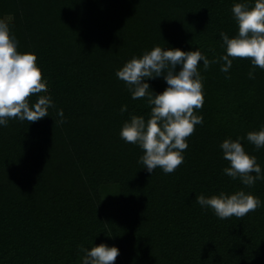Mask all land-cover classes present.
Wrapping results in <instances>:
<instances>
[{"label": "trees", "instance_id": "trees-1", "mask_svg": "<svg viewBox=\"0 0 264 264\" xmlns=\"http://www.w3.org/2000/svg\"><path fill=\"white\" fill-rule=\"evenodd\" d=\"M237 2L0 0V17L12 19L18 50L35 52L55 104L38 121L0 126V264H80V246L101 242L119 247L114 264H264V206L220 219L195 198L245 187L223 171L225 138L243 137L264 168V148L246 139L264 125V69L253 79L248 58H232L227 74L223 61L199 63L203 123L172 173L142 168L143 150L119 134L151 106L132 99L117 70L155 45L218 58L221 32H238ZM148 82L166 87L162 77ZM246 190L264 201V180Z\"/></svg>", "mask_w": 264, "mask_h": 264}, {"label": "clouds", "instance_id": "clouds-1", "mask_svg": "<svg viewBox=\"0 0 264 264\" xmlns=\"http://www.w3.org/2000/svg\"><path fill=\"white\" fill-rule=\"evenodd\" d=\"M232 14L238 32L231 37L221 32L226 53L218 58L210 60L198 47L182 50L155 45L141 56H133L117 70V77L125 82L132 99L147 98L151 106L148 119L131 115L123 122L119 133L125 142L143 150L139 162L149 173L158 167L164 173L174 172L184 162L187 137L195 131L196 125L203 123V116L195 111L202 108L204 102L203 77L198 71L201 61L205 70L223 61L220 70L227 74L232 68V58H248L253 65L248 75L253 79L256 67L264 69V0H240L233 4ZM161 77L166 87L156 92L148 81ZM33 95L37 98L30 102L29 97ZM50 108H55V104L35 52L19 51L12 19L0 17V126H6L9 118L38 121L50 116ZM127 110V105L120 108L122 113ZM57 116L63 123L62 109L57 110ZM242 139L225 138L219 147L223 158L229 161L224 173L239 179L245 187L232 193L220 191L210 196L200 193L195 197L202 208L212 209L220 219L243 217L264 206V201L246 190L258 180H264V168L255 155L245 150ZM246 139L257 150L264 148V125L249 131ZM80 253V264H114L120 249L101 242L91 247L81 245Z\"/></svg>", "mask_w": 264, "mask_h": 264}]
</instances>
